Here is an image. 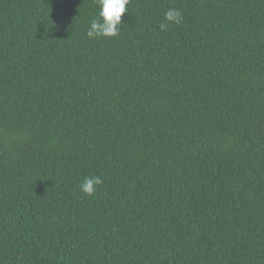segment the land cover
Instances as JSON below:
<instances>
[{
    "label": "trees",
    "instance_id": "16d2710c",
    "mask_svg": "<svg viewBox=\"0 0 264 264\" xmlns=\"http://www.w3.org/2000/svg\"><path fill=\"white\" fill-rule=\"evenodd\" d=\"M98 11L0 0V264H264V0Z\"/></svg>",
    "mask_w": 264,
    "mask_h": 264
},
{
    "label": "clouds",
    "instance_id": "9594fccd",
    "mask_svg": "<svg viewBox=\"0 0 264 264\" xmlns=\"http://www.w3.org/2000/svg\"><path fill=\"white\" fill-rule=\"evenodd\" d=\"M98 4V18H94L89 26L87 36L89 38L100 37H116L118 28L122 24V17L127 11V5L130 0H96ZM167 23L161 24L162 31L166 30L171 24L179 25L182 22L183 16L180 10L170 8L165 14ZM103 184V179L100 176L85 177L80 184V190L87 196H93L96 188Z\"/></svg>",
    "mask_w": 264,
    "mask_h": 264
}]
</instances>
